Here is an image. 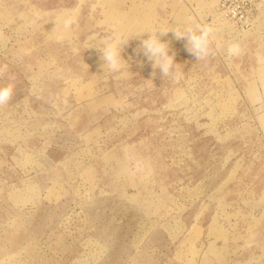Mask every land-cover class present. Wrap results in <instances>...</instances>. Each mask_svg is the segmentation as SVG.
Instances as JSON below:
<instances>
[{
    "label": "rangeland",
    "instance_id": "1",
    "mask_svg": "<svg viewBox=\"0 0 264 264\" xmlns=\"http://www.w3.org/2000/svg\"><path fill=\"white\" fill-rule=\"evenodd\" d=\"M189 17L220 51L104 72L100 39ZM0 68V264H264V0H0Z\"/></svg>",
    "mask_w": 264,
    "mask_h": 264
},
{
    "label": "clouds",
    "instance_id": "2",
    "mask_svg": "<svg viewBox=\"0 0 264 264\" xmlns=\"http://www.w3.org/2000/svg\"><path fill=\"white\" fill-rule=\"evenodd\" d=\"M54 29L64 33H70L77 22L75 10H64L57 14ZM219 29L209 23H200L189 17L183 22H177L175 26H157L151 31H142L132 36L122 33H114L99 40V46L95 47L103 61L104 72L114 74L117 78H124L131 73L130 65L124 59L122 53L131 39H139L136 49L138 55H142L153 69V75L159 70L163 78L174 74L175 53L171 51L170 44L161 38L172 33L175 39L185 42L186 51L196 60H204L222 49V43L217 37ZM95 39V38H92ZM228 57L237 56L241 53L240 45L228 44L224 50ZM6 69L0 68V71ZM14 94L12 84L0 85V106L8 104Z\"/></svg>",
    "mask_w": 264,
    "mask_h": 264
}]
</instances>
